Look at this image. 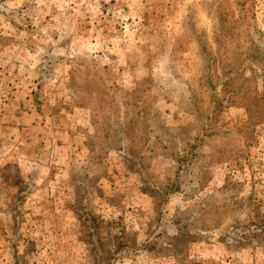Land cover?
Returning a JSON list of instances; mask_svg holds the SVG:
<instances>
[{
    "label": "rangeland",
    "instance_id": "374dc122",
    "mask_svg": "<svg viewBox=\"0 0 264 264\" xmlns=\"http://www.w3.org/2000/svg\"><path fill=\"white\" fill-rule=\"evenodd\" d=\"M0 264H264V0H0Z\"/></svg>",
    "mask_w": 264,
    "mask_h": 264
}]
</instances>
